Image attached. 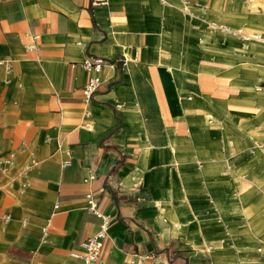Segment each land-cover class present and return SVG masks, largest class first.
<instances>
[{
    "label": "crops",
    "instance_id": "1",
    "mask_svg": "<svg viewBox=\"0 0 264 264\" xmlns=\"http://www.w3.org/2000/svg\"><path fill=\"white\" fill-rule=\"evenodd\" d=\"M167 1L0 0V155L15 152L0 264H85L70 252L99 227L87 192L110 216L96 264H261L254 226L198 189L212 179L190 163L203 147L190 134L233 94L199 62V20ZM86 54L109 61L89 100Z\"/></svg>",
    "mask_w": 264,
    "mask_h": 264
},
{
    "label": "rangeland",
    "instance_id": "2",
    "mask_svg": "<svg viewBox=\"0 0 264 264\" xmlns=\"http://www.w3.org/2000/svg\"><path fill=\"white\" fill-rule=\"evenodd\" d=\"M167 2L199 20V62L221 75L233 94L228 102L212 99L197 122L199 132L190 134L203 146L190 163L212 179V185L200 181L198 189L254 226L264 264V41L249 36L264 35V0Z\"/></svg>",
    "mask_w": 264,
    "mask_h": 264
},
{
    "label": "built area",
    "instance_id": "3",
    "mask_svg": "<svg viewBox=\"0 0 264 264\" xmlns=\"http://www.w3.org/2000/svg\"><path fill=\"white\" fill-rule=\"evenodd\" d=\"M102 3H106L107 0H98ZM249 35V34H247ZM249 36L254 37L255 39L264 41V35L260 32L251 34ZM248 38V37H247ZM122 63H126V56H120ZM0 63L4 65V68L7 73L11 72L12 64L9 59H0ZM83 68L87 71H90V74L83 85V96L86 100H89L92 93L98 88V86L102 82V78L100 76V71L102 67L109 63L108 59L99 56V55H90L86 54L79 62ZM75 63H73L74 65ZM10 78L6 76L4 81H9ZM15 152L10 151L7 155H0V170H7L11 165L15 162ZM35 162V160H33ZM69 163V160H64L62 164ZM87 198V207L86 209L89 212L94 213L96 216L100 217L99 227L98 229L81 241L80 245L82 247V251H71V256L75 258L81 259L85 264H96L100 260L101 251L104 245L105 239L108 237V228L110 223V216L108 214L103 213L98 207L95 196L91 192L86 193ZM133 257L128 261L129 264H142L143 260L151 256L149 254H132Z\"/></svg>",
    "mask_w": 264,
    "mask_h": 264
},
{
    "label": "trees",
    "instance_id": "4",
    "mask_svg": "<svg viewBox=\"0 0 264 264\" xmlns=\"http://www.w3.org/2000/svg\"><path fill=\"white\" fill-rule=\"evenodd\" d=\"M116 116H117V114H116ZM122 161H123V158H120V159L117 160L116 164H119V163H121ZM149 234H150V232H149ZM166 249H167V252H168V257H169L170 259H174L175 257L178 256V255H177V252H175L174 249H171V246H170L169 244H167Z\"/></svg>",
    "mask_w": 264,
    "mask_h": 264
}]
</instances>
